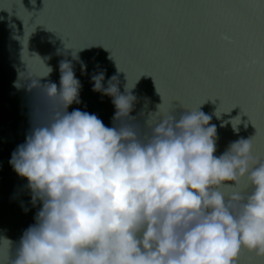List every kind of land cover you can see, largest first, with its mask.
I'll use <instances>...</instances> for the list:
<instances>
[{"label":"water","instance_id":"1","mask_svg":"<svg viewBox=\"0 0 264 264\" xmlns=\"http://www.w3.org/2000/svg\"><path fill=\"white\" fill-rule=\"evenodd\" d=\"M0 264H264V0H0Z\"/></svg>","mask_w":264,"mask_h":264}]
</instances>
